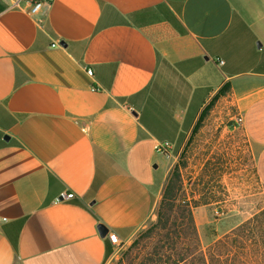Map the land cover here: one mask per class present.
<instances>
[{
    "label": "crops",
    "instance_id": "obj_1",
    "mask_svg": "<svg viewBox=\"0 0 264 264\" xmlns=\"http://www.w3.org/2000/svg\"><path fill=\"white\" fill-rule=\"evenodd\" d=\"M27 6L0 0V264H103L98 225L127 241L155 217L226 82L264 187V0Z\"/></svg>",
    "mask_w": 264,
    "mask_h": 264
},
{
    "label": "rangeland",
    "instance_id": "obj_2",
    "mask_svg": "<svg viewBox=\"0 0 264 264\" xmlns=\"http://www.w3.org/2000/svg\"><path fill=\"white\" fill-rule=\"evenodd\" d=\"M220 97L210 105L196 132H191L171 169L180 171L181 181L177 184L182 187L181 198L198 201L201 224L207 217L199 232L204 247L264 208V187L256 174L255 149L236 121L238 109ZM156 217L129 240L115 246L103 264H138L155 243V237L148 234Z\"/></svg>",
    "mask_w": 264,
    "mask_h": 264
},
{
    "label": "trees",
    "instance_id": "obj_3",
    "mask_svg": "<svg viewBox=\"0 0 264 264\" xmlns=\"http://www.w3.org/2000/svg\"><path fill=\"white\" fill-rule=\"evenodd\" d=\"M230 88L226 82L200 113L196 132L210 105ZM178 168L170 172L148 236L151 250L138 264H264V208L204 247L194 216L198 201L181 198ZM114 252L109 246L107 257Z\"/></svg>",
    "mask_w": 264,
    "mask_h": 264
},
{
    "label": "built area",
    "instance_id": "obj_4",
    "mask_svg": "<svg viewBox=\"0 0 264 264\" xmlns=\"http://www.w3.org/2000/svg\"><path fill=\"white\" fill-rule=\"evenodd\" d=\"M14 4H19L20 2H26L27 3V9L28 12L32 15H37L39 13H41V11L43 10L44 6L47 4H52L55 0H13ZM219 63L222 64L223 61L219 60ZM89 72V74L92 73L91 69L87 70ZM237 123L242 124L243 122V117L240 114L237 117ZM159 151L168 154L169 151V145H165V147H162L161 149H159ZM74 197V193L72 192H63L61 194V196L59 197L58 200H69L72 199ZM107 238L110 240V242L112 244H114V246H120L122 243V240L119 238V236L117 235V233L112 232V231H108L107 233Z\"/></svg>",
    "mask_w": 264,
    "mask_h": 264
},
{
    "label": "water",
    "instance_id": "obj_5",
    "mask_svg": "<svg viewBox=\"0 0 264 264\" xmlns=\"http://www.w3.org/2000/svg\"><path fill=\"white\" fill-rule=\"evenodd\" d=\"M258 45H261V44L258 42ZM133 113L137 114L135 110H133ZM98 230L101 236H106L109 231L108 227L103 223H100L98 225Z\"/></svg>",
    "mask_w": 264,
    "mask_h": 264
}]
</instances>
